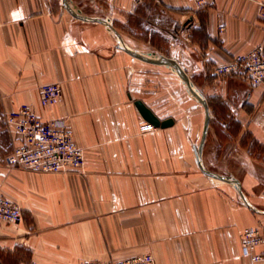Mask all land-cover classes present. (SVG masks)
<instances>
[{"label":"crops","instance_id":"obj_1","mask_svg":"<svg viewBox=\"0 0 264 264\" xmlns=\"http://www.w3.org/2000/svg\"><path fill=\"white\" fill-rule=\"evenodd\" d=\"M262 5L0 0V195L23 213L20 223L0 229V264L142 254L155 264H264L242 249L247 229L264 231V154L241 145L248 133L264 147V86L212 72L264 45ZM164 59L187 74L210 117L212 97L225 106L222 120L239 128L216 130L209 120L206 129L204 103ZM179 77L192 97H179ZM48 84L61 85L63 97L42 107ZM139 100L174 124L153 126ZM23 107L72 131L85 151L83 172L8 163L19 140L7 116ZM256 253L264 256V243Z\"/></svg>","mask_w":264,"mask_h":264},{"label":"built area","instance_id":"obj_2","mask_svg":"<svg viewBox=\"0 0 264 264\" xmlns=\"http://www.w3.org/2000/svg\"><path fill=\"white\" fill-rule=\"evenodd\" d=\"M143 0H135L139 3ZM196 10L205 8L213 0H192ZM264 19V5L261 6ZM213 75L217 78L232 77L250 82L253 86H264V45L251 52L233 57L228 63L215 65ZM63 97L59 84H48L41 89V106L57 103ZM7 125L18 140L8 157V163L15 168L42 173H81L85 165V151L79 147L73 133L58 121H45L36 111L23 107L7 116ZM23 220L22 209L12 200L0 195V229L6 225L18 224ZM264 243V231L247 229L242 236L244 257L252 262L264 260L256 249ZM82 264H155L150 254L112 262H83Z\"/></svg>","mask_w":264,"mask_h":264},{"label":"rangeland","instance_id":"obj_3","mask_svg":"<svg viewBox=\"0 0 264 264\" xmlns=\"http://www.w3.org/2000/svg\"><path fill=\"white\" fill-rule=\"evenodd\" d=\"M180 78V77H179ZM195 86V84H194ZM197 89V88H196ZM198 91H200L198 89ZM178 94L179 97H192L191 92L189 91L186 83L180 78V82L178 85ZM195 98L198 99V97L195 96ZM208 101L212 107V112H211V117H210V127L214 128L216 130H227L230 129L232 132H234L235 129H237L238 127L234 124V122H230V121H224L222 120L223 116H222V112H225V106L223 108L222 103H220L218 100L213 99L212 97L208 98ZM197 102V101H196ZM197 104H199L197 102ZM232 134V133H231ZM238 139V138H237ZM222 140L225 141H230V140H234L233 137L230 136H222ZM252 138L250 136H247L245 139H243V141L241 142V145H251L252 144ZM258 155H260L258 153Z\"/></svg>","mask_w":264,"mask_h":264},{"label":"water","instance_id":"obj_4","mask_svg":"<svg viewBox=\"0 0 264 264\" xmlns=\"http://www.w3.org/2000/svg\"><path fill=\"white\" fill-rule=\"evenodd\" d=\"M100 22L106 24L108 27H110L112 30L115 31V33L117 34L116 30L113 28L112 25L108 24L107 22L103 21V20H99ZM122 48V46H121ZM162 64H173L174 66H176L179 74L182 76V78H184V80L187 82L190 91L197 96L198 98H200V100L204 103L206 110H207V118H206V124H205V128L207 129L208 124H209V120H210V114H209V107H208V103L206 102V100L199 95V93L193 88L189 77L187 76V74L181 69V67L179 66V64L173 60H169V59H164L161 62ZM136 106L138 108V110L140 111V113L142 114V116L149 122L151 123L153 126L155 127H162V128H168L170 126H172L174 124V121L172 119H168V120H160L154 113L153 111L148 108L142 101H136Z\"/></svg>","mask_w":264,"mask_h":264},{"label":"trees","instance_id":"obj_5","mask_svg":"<svg viewBox=\"0 0 264 264\" xmlns=\"http://www.w3.org/2000/svg\"><path fill=\"white\" fill-rule=\"evenodd\" d=\"M230 122H234V121H230ZM234 124L239 128V126H238V123L237 122H234ZM237 128V129H238ZM247 136H250L251 138H252V136L251 135H249L248 133L244 136V138L243 139H245ZM252 144L251 145H244V147L245 148H248L249 149V151H250V154L252 155V156H258V153L260 154H264V147L259 143V142H257L256 140H254L253 138H252Z\"/></svg>","mask_w":264,"mask_h":264}]
</instances>
